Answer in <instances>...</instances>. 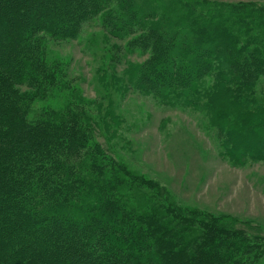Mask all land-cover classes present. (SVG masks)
<instances>
[{
	"label": "trees",
	"instance_id": "trees-1",
	"mask_svg": "<svg viewBox=\"0 0 264 264\" xmlns=\"http://www.w3.org/2000/svg\"><path fill=\"white\" fill-rule=\"evenodd\" d=\"M99 14L128 52L151 55L128 71L133 88L164 104H205L231 159L264 160L263 6L0 0V264H250L264 235L231 218L204 219L108 157L83 105L31 116L36 97L72 91L43 36L75 38ZM145 184L160 201L144 192L142 205L131 202Z\"/></svg>",
	"mask_w": 264,
	"mask_h": 264
},
{
	"label": "rangeland",
	"instance_id": "rangeland-1",
	"mask_svg": "<svg viewBox=\"0 0 264 264\" xmlns=\"http://www.w3.org/2000/svg\"><path fill=\"white\" fill-rule=\"evenodd\" d=\"M199 1L264 7V0ZM103 16L87 20L75 38L43 36L46 55L63 64L72 91L69 95V89L64 88L54 91L53 96L36 97L31 103V116L49 106L60 109L69 102L83 105L97 125L95 141L108 157L148 182L166 186L174 201L201 212L204 219H210V215L231 218L238 221V227L246 226L251 233L264 235V160L246 159L240 164L231 159L205 104L198 108L183 102L164 104L155 94L133 88L128 71L151 55L128 52V40L110 35L103 26ZM257 96L264 101V76L257 85ZM153 189L145 184L140 190L143 193L137 191L131 202L142 205L144 192L160 201ZM161 204L163 213L169 214V205ZM185 223L191 226L192 221L185 219ZM255 226L257 230L251 228ZM256 254L259 257L250 264H264V253L256 250L252 256Z\"/></svg>",
	"mask_w": 264,
	"mask_h": 264
}]
</instances>
